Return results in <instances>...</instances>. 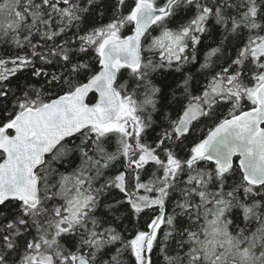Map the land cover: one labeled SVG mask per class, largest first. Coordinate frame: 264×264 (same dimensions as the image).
<instances>
[{
  "label": "snow or ice",
  "instance_id": "1",
  "mask_svg": "<svg viewBox=\"0 0 264 264\" xmlns=\"http://www.w3.org/2000/svg\"><path fill=\"white\" fill-rule=\"evenodd\" d=\"M0 264H264V0H0Z\"/></svg>",
  "mask_w": 264,
  "mask_h": 264
}]
</instances>
